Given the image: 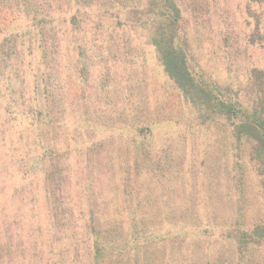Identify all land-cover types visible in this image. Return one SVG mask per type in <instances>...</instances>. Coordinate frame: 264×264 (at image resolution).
<instances>
[{"label":"trees","instance_id":"trees-1","mask_svg":"<svg viewBox=\"0 0 264 264\" xmlns=\"http://www.w3.org/2000/svg\"><path fill=\"white\" fill-rule=\"evenodd\" d=\"M2 116L0 264H264V0H0Z\"/></svg>","mask_w":264,"mask_h":264},{"label":"rangeland","instance_id":"rangeland-1","mask_svg":"<svg viewBox=\"0 0 264 264\" xmlns=\"http://www.w3.org/2000/svg\"><path fill=\"white\" fill-rule=\"evenodd\" d=\"M146 59L144 62V68L141 71L142 74L147 78L146 91L149 92V95L155 99L167 98L168 96L173 97V84L172 81L166 75L163 66L159 62L158 55L153 47L150 45L147 46L146 50ZM3 116L0 118V128L4 130L3 138L4 141H0V160L2 161V156H12L9 148V143H11V139L16 136V128L11 127V125L5 123L4 124ZM15 142V141H13ZM4 143V145H3ZM17 153V152H16ZM14 154V152H13ZM6 159V157H4ZM254 183H257V178H251ZM227 187V182L221 181L218 185V189H225ZM201 193L197 194V202H199L204 210L205 204H209V202L215 204L216 207V216L217 218H231L235 214V207L232 201L235 198H231L229 200L225 195H217L213 194L211 196L205 194L204 189L199 190ZM183 201H191L193 196H188L186 198H181ZM232 202V203H231ZM259 204L255 206L254 211L251 216L256 217L257 214L261 213L259 209ZM199 213H208V211H200Z\"/></svg>","mask_w":264,"mask_h":264}]
</instances>
